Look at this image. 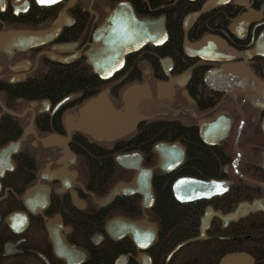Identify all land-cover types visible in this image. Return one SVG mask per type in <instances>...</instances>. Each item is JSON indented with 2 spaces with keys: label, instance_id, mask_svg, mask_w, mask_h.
Listing matches in <instances>:
<instances>
[{
  "label": "flooded vegetation",
  "instance_id": "af4514ba",
  "mask_svg": "<svg viewBox=\"0 0 264 264\" xmlns=\"http://www.w3.org/2000/svg\"><path fill=\"white\" fill-rule=\"evenodd\" d=\"M121 1L139 18L163 16L167 37L129 52L104 78L87 52ZM210 1L0 0V264L79 262L83 254L68 261L57 253L50 227L88 254L80 264H189L192 257L220 264L232 254L264 264V49L253 52L264 32V0H217L202 11ZM134 85L148 92L137 91L143 104L133 132L100 140L79 129L89 100L108 90L124 108V91ZM134 150L152 169V205L144 207L138 193L104 201L136 174L114 161ZM105 158L113 173L103 186L107 173L97 167ZM183 177L220 187L180 202L173 186ZM165 179L173 198L198 204L200 214L194 234L160 244L155 206ZM241 203L249 208L231 218ZM115 218L146 219L156 236L146 249L131 235L114 237L106 226Z\"/></svg>",
  "mask_w": 264,
  "mask_h": 264
},
{
  "label": "water",
  "instance_id": "95a60500",
  "mask_svg": "<svg viewBox=\"0 0 264 264\" xmlns=\"http://www.w3.org/2000/svg\"><path fill=\"white\" fill-rule=\"evenodd\" d=\"M41 1L50 3L55 0ZM216 3H218L217 0L207 2L202 11ZM165 30L163 16L158 19L150 17L139 18L131 3L121 1L110 10L106 20L97 28L94 44L88 50L87 55L90 62L94 65L95 70L102 77L106 78L121 69L125 61V56L129 52L138 49L148 41L154 44L162 43L164 40L159 39V34L162 39L166 38L167 34ZM188 48L190 47L186 46L185 48L187 52H189ZM263 49L264 32L261 33L257 48L253 52L261 54ZM203 50L204 47L195 49L194 51L200 55ZM139 90L148 92L147 87L144 88V86L139 87L136 85L128 87L124 91L126 105L122 109L117 108L113 104L109 98L108 90L102 91L95 98L89 100L80 110V116L77 121L79 129L100 140H110L130 134L136 128L139 122V116L134 113L129 99L134 92ZM158 147L167 149L168 144L161 143ZM163 158L167 159V156ZM141 160L142 154L136 150L115 155L114 161L118 165L124 168L136 169L137 172L131 181L117 183L104 201H109L119 194L138 193L143 196L142 203L144 207L152 205L154 201L152 169L143 167ZM216 187H220V184L212 181L205 182L200 179L183 177L175 181L173 190L178 201L189 202L200 199L203 196L201 195V191L206 189L211 190ZM248 208L249 205L246 206V203H241L231 213L230 217L242 216ZM204 227V224L200 226L201 234L198 238L204 236ZM106 228L109 233L112 232L111 235L114 237L131 235L135 243L138 245L143 243V249L148 247L157 233L156 225L149 223L146 219L143 221H129L115 218L107 224ZM49 230L51 239L55 245V250L59 255L65 257L68 261H72L73 254H83L80 258L81 260L73 264H80L86 259L88 256L86 252H83L78 247L66 244L55 229L50 227ZM242 259H244V254H232L224 257L220 264H243ZM245 264H251V261L247 259V263Z\"/></svg>",
  "mask_w": 264,
  "mask_h": 264
},
{
  "label": "trees",
  "instance_id": "16d2710c",
  "mask_svg": "<svg viewBox=\"0 0 264 264\" xmlns=\"http://www.w3.org/2000/svg\"><path fill=\"white\" fill-rule=\"evenodd\" d=\"M181 8H183V5H181V7H177V10L178 9L180 10ZM194 135L195 134L192 133L191 137L194 138L195 137ZM80 146H82V148L85 149L86 154H88V149H89L88 144H81ZM103 155H104L103 153L100 154V156ZM199 158L200 159L197 161V165L195 166L197 170H201L203 162L206 161V158L202 156V154L199 156ZM112 166H113L112 161L110 160V164H109V162H107V158H105L104 166L97 167L99 173L101 174L107 173V176L100 178L101 184H103V186L104 183H106V181L111 177L113 173ZM109 168L111 170L110 174L108 173ZM155 209H156L157 220L159 221V226H160V233H159L160 244L167 243L166 241L168 240V238H166V236L169 237V235L170 236L177 235L180 236L181 238H184L183 235L185 234V232L188 233L193 232V234L195 233V230L197 229L199 222V214H200L199 205L198 204L186 205L177 202L170 193V180L165 179V180H160V182H158L157 201H156ZM185 227L187 228L185 229ZM193 245H191L192 248L194 247ZM202 262L203 259L200 257L189 258V264H202Z\"/></svg>",
  "mask_w": 264,
  "mask_h": 264
},
{
  "label": "bare ground",
  "instance_id": "6f19581e",
  "mask_svg": "<svg viewBox=\"0 0 264 264\" xmlns=\"http://www.w3.org/2000/svg\"><path fill=\"white\" fill-rule=\"evenodd\" d=\"M140 97H139V95H138V93L137 92H134L133 94H132V96H131V98L129 99V101H130V104H132L131 106H133V111H134V113L135 114H138L139 113V105H140V103H141V100L139 99ZM141 104H143V103H141ZM120 109H122V108H120Z\"/></svg>",
  "mask_w": 264,
  "mask_h": 264
},
{
  "label": "rangeland",
  "instance_id": "374dc122",
  "mask_svg": "<svg viewBox=\"0 0 264 264\" xmlns=\"http://www.w3.org/2000/svg\"><path fill=\"white\" fill-rule=\"evenodd\" d=\"M143 111V110H142ZM147 113H150V111L147 110Z\"/></svg>",
  "mask_w": 264,
  "mask_h": 264
}]
</instances>
